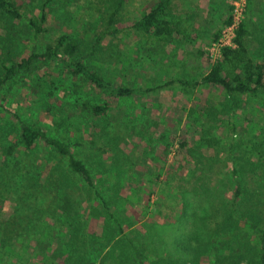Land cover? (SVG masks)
I'll list each match as a JSON object with an SVG mask.
<instances>
[{
	"label": "rangeland",
	"instance_id": "obj_1",
	"mask_svg": "<svg viewBox=\"0 0 264 264\" xmlns=\"http://www.w3.org/2000/svg\"><path fill=\"white\" fill-rule=\"evenodd\" d=\"M13 1L27 18L38 17L44 7L47 23L43 34L35 38L26 19L13 21L0 12V57L6 65L8 58L18 62L32 48L41 51L64 33L77 40L79 55L88 68L112 86L163 88L122 99L100 94L87 84L83 86L81 80L73 84L71 81L64 84L63 80V84L60 81L52 86L53 77L61 76L57 73L60 68L53 61L39 63L32 74H17L0 93L3 106L0 108V147L18 139L21 122L33 123L48 136L71 145L74 156L90 167L98 189L119 184L116 196L120 197L119 203L111 205L110 210L118 213L123 225L150 218L162 221L172 234L170 226L176 222L175 216L158 206L159 183L151 175L162 168L161 177L167 176L172 182L168 191L176 188L178 194L175 210L181 211L185 202L192 205L202 240L210 241V247L219 252H229L234 257L241 255L244 264H256L258 249L243 230L221 234L217 239L211 237V231L215 222L221 220L234 190L232 166L240 170L238 180L243 189L237 218L241 224L247 220L264 221V160L260 158V154L264 156V92L260 99H254L227 94L214 84L200 85L190 92L182 91L176 83L163 86L174 79L198 81L209 72L208 52L213 36L218 32V37L221 36L231 14L229 6L235 0H173L170 12L174 16L183 20L190 16L184 34L175 33L170 40L145 46L132 32H121L98 43L96 38L102 29L100 16H89L79 7L81 0ZM251 1L252 5L248 8L246 3L245 8V12L249 10L246 42L250 56L261 63L264 60V0ZM154 2L129 0L124 17L138 18ZM125 25L123 21L118 27ZM75 85L78 88L71 93ZM85 100L100 105L108 103L106 115L91 118L78 113L75 103ZM227 123L236 127V132L229 131V141L225 137ZM181 138L186 143L184 147L180 145ZM204 138L216 143L199 149L197 143ZM52 152L43 143L32 150L33 157L27 167L35 175L37 185L45 184L48 174H57L51 171L56 166V169L64 168L61 159ZM16 156L23 157L21 151ZM71 186L79 198L77 212L83 216L87 232L101 235L102 225L95 219L101 206L93 192L77 179H72ZM129 196L131 199L121 201ZM61 203L57 201L56 205ZM146 204L148 214L142 216ZM14 205L9 197L0 199L2 217L8 218ZM187 214L191 216V206ZM51 215L57 219L52 221L56 232L62 229V235L33 248L31 243L29 248L14 243L8 249L0 243V264H37L51 255L39 264H58L70 237L71 229L67 225L70 218L60 209ZM190 222L191 217L185 218L177 232L188 236ZM99 253L94 248L89 261L98 264L102 255ZM183 257L191 258L186 254Z\"/></svg>",
	"mask_w": 264,
	"mask_h": 264
},
{
	"label": "trees",
	"instance_id": "obj_2",
	"mask_svg": "<svg viewBox=\"0 0 264 264\" xmlns=\"http://www.w3.org/2000/svg\"><path fill=\"white\" fill-rule=\"evenodd\" d=\"M172 1L155 0L152 6L134 19L124 17L129 0H81L79 7L83 8L89 16H100L102 29L96 38L98 43L121 32L125 34L132 32L140 40L142 46H145L148 43L159 44L170 40L175 33L184 34L185 24L190 16H187L185 20L174 16L170 12ZM246 3L248 8L252 5L251 0H247ZM44 9V7L40 9L38 17L27 18L25 14L20 12V7L13 0H0V12L13 21L26 19L35 38L43 34L47 23ZM229 9L231 10V6ZM248 11L247 9L242 23L236 30L235 47H223L220 58L211 65L209 72L198 78V81L174 79L166 82L163 86L176 83L179 84L182 91L190 92L194 87L214 84L220 86L227 94L258 99L264 92V60L257 63L250 56L248 50L246 42L247 36H249L247 30ZM229 20L230 17L227 23ZM123 21L126 22V25L119 28L118 25ZM218 33L214 34V41L218 40ZM83 60L85 59L79 55L77 40L64 33L59 34L41 51L32 48L30 53L18 62L8 58V65H6L0 57V93L6 83L13 80L17 74H32L39 63L46 64L49 61L55 62V65L60 68L57 73H61L60 77H53L52 86L55 85V82L60 81L63 84V80L64 84L69 81L73 84L77 80H81L83 86L87 84L92 90H99L100 94L107 93L111 97L122 99L144 96L163 88L162 86L153 88L114 87L95 71L89 69ZM74 87L75 89L72 88L71 93L76 92L78 85ZM75 105L78 113H85L91 118L104 117L109 107L106 102L100 105L89 100L75 103ZM0 108H3L1 99ZM227 129L228 132L225 137L229 141L231 138L229 131L236 132V127L227 123ZM39 143H43L57 154L64 166V168L56 169L58 167L56 166L55 169H52L51 171L57 174L53 176L48 174L43 185L35 183V175L27 167V163H31L33 157L32 150ZM215 143L213 140L204 138L198 141L197 147L204 150V148H209ZM180 145L186 146L184 139ZM71 149L69 143L50 137L33 123L25 122L20 123L16 141L0 147V199L9 197L15 204L13 212L8 218L2 217V213H0V243L3 248L11 249L14 243H21L28 248L32 244L31 248H33L36 244L47 242L55 236L62 235V229L56 232V224L52 221H57V219L51 215L52 211L60 209L70 218L67 225L71 231L68 244L66 243L67 246L62 249L63 256L61 258L63 259L58 264H94L89 261L94 248H98L99 254H102L99 256L98 264H124L131 260H133L132 264H201V262L204 264H244L241 255L234 257L229 252H219L210 247V241L202 240V236L198 234L200 227L196 222V212L191 204L182 203L181 211L175 210L179 204L175 198V195L178 194L176 188L171 192L168 191L172 182L167 176L161 177L162 168L152 172L151 175L159 183L158 206L165 208V211L170 210L175 216L176 222L170 226L172 227V234L162 221L157 222L150 218L123 225L118 213H111L110 210L111 205L119 203L120 197L116 198L119 193V184L110 189H98V186L94 184L90 167L76 158ZM20 151L23 157L18 159L16 155ZM257 155L259 154L257 153ZM190 157L193 158L192 155ZM263 157L260 154L261 160H264ZM194 165L198 166L196 163ZM238 173L240 170L232 166L230 175L235 179L234 190L221 220L216 221L213 226L211 237L217 239L221 234L225 235L231 231L243 230L251 238L255 248L258 249L256 264H264V221L257 223L247 220L241 224L236 216L243 193L238 180ZM72 179H77L80 185L92 191L101 206V209H98L99 212L95 214V219L102 225V232L99 236L87 232V226L82 222L83 216L77 212L80 208L79 198L71 186ZM39 191H42V194ZM59 192L62 193L61 197ZM126 199L131 198L129 196L121 199V201H126ZM57 201L62 203L56 205ZM190 206L191 216L187 214ZM144 208L142 216L148 214L147 204ZM189 217H191L190 234L187 236L183 232H177L182 221ZM125 221H130V219H125ZM119 244L122 246H118ZM184 254L191 256V258L187 260L183 257ZM52 256L38 260L37 264L43 263Z\"/></svg>",
	"mask_w": 264,
	"mask_h": 264
},
{
	"label": "built area",
	"instance_id": "obj_3",
	"mask_svg": "<svg viewBox=\"0 0 264 264\" xmlns=\"http://www.w3.org/2000/svg\"><path fill=\"white\" fill-rule=\"evenodd\" d=\"M246 8V0H235L231 4L230 20L226 24L221 36L218 40L212 42L211 50L208 52L209 62L213 65L221 55V49L223 47L234 48V39L236 36V30L244 19V13Z\"/></svg>",
	"mask_w": 264,
	"mask_h": 264
}]
</instances>
